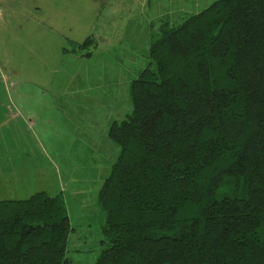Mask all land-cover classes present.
Instances as JSON below:
<instances>
[{
    "label": "trees",
    "instance_id": "1",
    "mask_svg": "<svg viewBox=\"0 0 264 264\" xmlns=\"http://www.w3.org/2000/svg\"><path fill=\"white\" fill-rule=\"evenodd\" d=\"M149 56L108 131L93 264H264V0L165 21ZM72 229L62 194L3 199L0 264H71Z\"/></svg>",
    "mask_w": 264,
    "mask_h": 264
},
{
    "label": "rangeland",
    "instance_id": "2",
    "mask_svg": "<svg viewBox=\"0 0 264 264\" xmlns=\"http://www.w3.org/2000/svg\"><path fill=\"white\" fill-rule=\"evenodd\" d=\"M84 2L77 36L79 42L89 36V44L76 51L67 43L83 61L71 66L63 49L57 55L44 39L34 48L36 66L29 71L19 65L24 30L14 36L2 31L7 12L0 4V201L41 190L62 194L75 227L67 245L72 264H93L101 250L105 213L98 193L120 151L108 131L133 106L128 86L116 88L115 81L129 75L132 82L149 65L151 33L165 21L178 24L207 7L187 0H101L92 20L96 8ZM112 47L115 52L108 53Z\"/></svg>",
    "mask_w": 264,
    "mask_h": 264
},
{
    "label": "crops",
    "instance_id": "3",
    "mask_svg": "<svg viewBox=\"0 0 264 264\" xmlns=\"http://www.w3.org/2000/svg\"><path fill=\"white\" fill-rule=\"evenodd\" d=\"M100 1L101 0H87L86 6L96 8L93 11L94 17L92 16V20H94L93 18H95L97 11H99L101 3ZM187 1H193V7L208 6L211 4V0ZM84 3V0H0V4L4 6L5 11L7 12V15L4 14L2 16V31L8 36H14V34H17V32L20 31V29L24 30L23 38L26 39V51L24 57L22 58V64H19L21 70L29 71L30 69H33L36 66L34 48H36L38 45H41V40L44 39H47L49 41V44L51 45V47H53L51 50L55 49L57 55L59 54V49L62 48L63 50L61 54L62 56L71 59V66H73L74 62L76 61L75 59H78V61L80 62L83 61L82 58L84 59V57H82V55L79 56L77 53L74 52H65L64 48H69L67 46L68 41H80V37L77 36V31L78 28H82V24L84 22ZM37 39L40 41L39 43L36 42ZM113 50L115 52L114 47L109 48L108 53H111ZM94 55L95 54H93L92 57H94ZM129 64H131V60H129ZM105 70L107 71V69ZM74 71H78V69ZM79 71H82L81 68L79 69ZM79 71L74 76L75 80L80 75ZM128 76L129 75L120 78L118 74V76L112 77L111 79L114 82L119 77L118 80L115 81V87L118 88L120 84L128 86L129 99H131V80L126 79V77ZM107 77L110 78L109 76ZM82 91L83 87L81 80L78 88L76 89V92L81 93ZM116 97H114V102H116ZM104 99L105 101H108L109 97L108 100L107 98ZM72 227L73 229L71 233L75 230V227L73 225ZM71 233L70 236L73 235ZM67 256L71 259L72 264L74 261L73 258L70 257L68 247ZM90 259L92 263L93 257H91Z\"/></svg>",
    "mask_w": 264,
    "mask_h": 264
}]
</instances>
